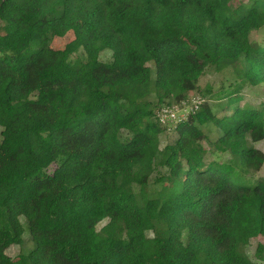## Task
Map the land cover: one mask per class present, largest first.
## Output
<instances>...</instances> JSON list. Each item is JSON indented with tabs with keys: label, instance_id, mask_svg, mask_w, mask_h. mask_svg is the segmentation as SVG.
Returning a JSON list of instances; mask_svg holds the SVG:
<instances>
[{
	"label": "trees",
	"instance_id": "1",
	"mask_svg": "<svg viewBox=\"0 0 264 264\" xmlns=\"http://www.w3.org/2000/svg\"><path fill=\"white\" fill-rule=\"evenodd\" d=\"M260 83L264 0H0V264H264Z\"/></svg>",
	"mask_w": 264,
	"mask_h": 264
},
{
	"label": "rangeland",
	"instance_id": "2",
	"mask_svg": "<svg viewBox=\"0 0 264 264\" xmlns=\"http://www.w3.org/2000/svg\"><path fill=\"white\" fill-rule=\"evenodd\" d=\"M256 34L253 33V37H255ZM66 42V39H56L53 42V45L55 47H62L63 44ZM111 52L110 51H103L100 54V59L103 61H107L110 59ZM242 68L238 65H235L233 67L224 69L220 72H208L205 75H203L199 80V86L200 89H204L206 86H209L212 88V90H217L220 86L224 85L227 86L231 83H234L236 80H239L242 73ZM198 93L202 95L206 100H209V96L202 94L200 91H196L192 93L191 95ZM250 103L252 105H263L264 107V83H260L258 85H246L242 90V103ZM206 130V129H205ZM212 131H210L209 139H213L215 137V131L213 128H211ZM1 131V127H0ZM207 131V130H206ZM205 131V132H206ZM175 136V133L173 131H166L161 134L160 136V142L161 145H164V143H167L173 139ZM1 139V136H0ZM254 147L259 148L264 152V141L261 142H254L251 143ZM257 177L264 176V163L261 166L260 170L256 174ZM25 243L23 246L19 245H11L6 249V254L12 258H14L19 252L24 251L32 246L30 240L27 239V236L24 237ZM259 241H263L261 237L254 238L250 241V244L247 248V252L249 256L252 257L253 251L255 249L256 244Z\"/></svg>",
	"mask_w": 264,
	"mask_h": 264
},
{
	"label": "built area",
	"instance_id": "3",
	"mask_svg": "<svg viewBox=\"0 0 264 264\" xmlns=\"http://www.w3.org/2000/svg\"><path fill=\"white\" fill-rule=\"evenodd\" d=\"M205 98L195 93L188 98L172 104H164L156 111V120L159 125L168 131L177 123L185 121L191 114L195 113Z\"/></svg>",
	"mask_w": 264,
	"mask_h": 264
}]
</instances>
